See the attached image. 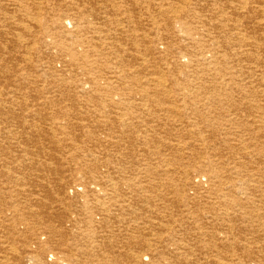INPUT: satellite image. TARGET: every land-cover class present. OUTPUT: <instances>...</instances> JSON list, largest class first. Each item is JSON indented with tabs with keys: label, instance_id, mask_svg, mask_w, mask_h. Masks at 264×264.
Instances as JSON below:
<instances>
[{
	"label": "bare ground",
	"instance_id": "6f19581e",
	"mask_svg": "<svg viewBox=\"0 0 264 264\" xmlns=\"http://www.w3.org/2000/svg\"><path fill=\"white\" fill-rule=\"evenodd\" d=\"M45 137L20 264H264V0H0V139Z\"/></svg>",
	"mask_w": 264,
	"mask_h": 264
},
{
	"label": "rangeland",
	"instance_id": "374dc122",
	"mask_svg": "<svg viewBox=\"0 0 264 264\" xmlns=\"http://www.w3.org/2000/svg\"><path fill=\"white\" fill-rule=\"evenodd\" d=\"M169 119H174V117L173 116H170L169 117ZM171 120V121H172ZM172 124V123H171ZM47 126H49V125H47ZM58 128V126H55V129L56 130H58L57 129ZM174 129H178L177 127H173ZM173 128H171L170 127V129L172 130ZM5 131V133L3 132V135H6V132H7V130H4ZM175 133V132H174ZM55 136H59V131H57L56 132V134H55ZM60 138H62L61 136H60ZM48 140V138L47 137H45V138H41V139H38V140H35V139H33L32 138V145H33V148H32V150L30 151V150H27V149H25L23 146H21V147H18L17 145H11L10 147H8L9 145H8V142H6V140L5 139H3V138H1L0 139V142H1V144L0 145H4L3 147H7L8 149L7 150H5L6 152H0V188H5V186H6V182H5V178H6V174H10V169H13V170H17L18 168V172L19 173H22L21 172V165H20V163H19V161L16 163V164H14L12 161H9L10 160V158L12 157V156H19L21 159L22 158H24L28 163H29V158L30 159H34V157H32V155L34 156L36 153H35V151L37 150L36 148H35V145H40L41 143H43V142H47V140ZM34 140V141H33ZM46 140V141H45ZM40 141H41V143H40ZM34 142H35V144H34ZM7 143V144H6ZM30 143V142H29ZM18 148H17V147ZM23 148V149H22ZM35 148V149H34ZM19 149H20V151H19ZM8 150H10V151H8ZM23 150H24V152H23ZM12 151L14 152V154H12ZM10 152H11V154L12 155H10ZM33 153V154H31V153ZM16 153V154H15ZM18 153V154H17ZM21 153V154H20ZM6 154V155H5ZM10 156L8 159L6 158L7 156ZM25 156H27V157H25ZM27 158V159H26ZM32 159V160H33ZM2 160V161H1ZM8 160V161H7ZM2 162V163H1ZM6 162H9L10 164H9V166L10 167H8V165L6 166L5 165V163ZM12 162V163H11ZM26 162V163H27ZM19 163V164H18ZM27 163V164H28ZM2 164V165H1ZM13 164V165H12ZM7 168L6 170L4 169L5 167ZM12 166V167H11ZM28 170L30 171H28V173H30L31 174V172H34L33 170H31V166L28 164ZM17 168V169H16ZM4 169V170H3ZM9 169V170H8ZM37 172V171H36ZM19 173H15L16 174V177L19 175ZM15 174H14V179H15ZM2 175V176H1ZM4 176V177H3ZM4 182V183H3ZM4 184V187H3V184ZM178 183H180V182H178ZM1 185H2V187H1ZM12 186V185H11ZM11 186H9L8 184H7V187L6 188H8V189H10L11 188ZM13 187V186H12ZM26 188V190H33L32 188H30V186L28 185V186H26L25 187ZM55 188V189H54ZM57 188V189H56ZM52 189V190H51ZM59 188L56 186H54V185H51V188H50V194H52V196H53V200L56 198L57 199V193H55V191H57ZM12 190V189H11ZM29 190V191H30ZM55 190V191H54ZM53 191V192H52ZM52 192V193H51ZM53 193H54V195H53ZM9 196H13V195H11V193L9 192ZM57 196V197H56ZM14 198H16V200L17 201H20L19 200V198L18 197H16V196H13ZM13 197H9V198H11V199H8V203H7V207L6 208H4L5 209V213H7L8 214V218H9V220L11 219L10 217H11V213L13 212V211H10L8 208H12L13 207V205L14 204H16L17 202H15V199L13 198ZM56 199L54 200V201H56ZM12 201H13V203H12ZM49 201H51V198H50V200ZM46 203L48 204V202H45V203H42L41 205H38V207H42V210H40L41 209V207L40 208H38L37 207V205H34V206H32V209H34L35 210V212H36V215H34L35 216V218L34 219H31V220H35V221H32V223H34L35 222V225L37 226V230L39 229H41V228H44V226H45V215H47V213H46V211H48V210H46L47 208H49L48 206H49V204L48 205H46ZM13 204V205H12ZM12 205V206H11ZM45 205H46V208H45ZM35 207L37 208V209H39V211L37 210V209H35ZM46 210V211H45ZM1 211V210H0ZM42 211H43V213L45 214V215H43V213H42ZM1 214V213H0ZM10 214V215H9ZM38 214V215H37ZM42 214V215H41ZM40 215V216H39ZM10 216V217H9ZM38 217V220H36L37 219V217ZM40 217H41V219H40ZM44 219V220H43ZM8 220V219H7ZM40 221H42L41 223H40ZM38 222V223H37ZM40 225V226H39ZM42 225H43V227H42ZM41 227V228H40ZM19 229H21L20 227H19ZM36 230V231H37ZM32 233V232H31ZM30 232H27V234L28 235H26V233L24 234V236H31L32 234H31ZM17 235V234H16ZM0 239H2V240H0V263H2V264H14L15 262H16V264H20L19 262H18V260H19V258L20 257H23V256H25V253L27 252V250L26 249H23V248H18L17 249V253H12L13 251H11L10 249H11V247L10 246H8L9 244H7L6 243V240L4 239L3 240V238H1L0 237ZM4 243V244H3ZM5 244H7V246L5 245ZM3 248V249H2ZM7 248V249H6ZM4 249H6V250H4ZM9 249V250H8ZM25 250V251H24ZM19 251V252H18ZM21 251V252H20ZM25 253H24V252ZM18 256H17V255ZM8 255V256H7ZM7 256V257H6ZM12 256V257H11ZM6 257V258H5ZM14 257V258H13ZM12 258V259H11ZM17 258V259H16ZM8 262V263H7Z\"/></svg>",
	"mask_w": 264,
	"mask_h": 264
}]
</instances>
